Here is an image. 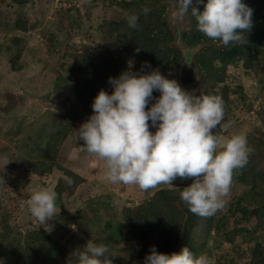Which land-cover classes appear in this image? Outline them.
<instances>
[{"label": "rangeland", "instance_id": "obj_1", "mask_svg": "<svg viewBox=\"0 0 264 264\" xmlns=\"http://www.w3.org/2000/svg\"><path fill=\"white\" fill-rule=\"evenodd\" d=\"M122 2L29 0L18 6L0 0V237L7 235L5 245L15 242L8 249L0 246V264H13L16 254L28 249L27 234L39 228L61 242L75 236L106 245L108 255L119 257L126 229L123 210L147 202L160 189L187 187L192 183L191 178H177L173 187L159 185L147 191L136 185L111 183L105 178L103 162L79 147L83 142L77 140L75 130L92 114L85 111L81 98L73 91L75 77L71 67H77L84 55L102 60L109 48L116 47L106 23H117L125 17L127 12ZM158 2L166 9L174 45L183 57L178 67L160 73L179 83L178 69L184 64L194 67L197 50L183 44L182 34L190 30V23L187 17L183 22L173 17L174 0ZM19 18L27 22L25 31L15 27ZM118 53L133 73L146 74L152 70L144 68L131 55ZM197 81L198 72L194 83L179 85L186 90L194 89ZM223 84L231 88V112L224 121H231L233 126L218 129L217 134L245 133L248 138L249 132L260 131L264 135L261 117L264 114V59L257 75L245 70L242 63L228 65ZM56 132H65L56 163L77 173L85 182L75 190L65 188L56 201L59 213L42 225L31 215L27 201L34 188L55 191L59 178L65 176L59 169L45 175L33 174L29 162L47 158L46 143ZM248 188L232 182L225 198L226 208L215 213L228 215V222L220 231L210 232L206 239L202 253L212 264H249L254 245H264V217H253V209L252 217L243 220L237 211L238 197L243 198L242 206H254L246 203ZM124 260L125 264H143L127 256Z\"/></svg>", "mask_w": 264, "mask_h": 264}, {"label": "clouds", "instance_id": "obj_2", "mask_svg": "<svg viewBox=\"0 0 264 264\" xmlns=\"http://www.w3.org/2000/svg\"><path fill=\"white\" fill-rule=\"evenodd\" d=\"M174 3L176 21L183 22L190 15L200 33L223 46L245 40L243 33L253 27V9L242 0H195V5L203 4V11L193 6V0ZM138 19L129 15L128 26L136 28ZM143 67L151 68L146 62ZM108 83L112 93L100 90L91 104L93 114L75 130L77 140L83 142L81 151L103 162L105 178L144 191L159 185L173 187L177 178H191L192 183L180 192L191 213L208 217L224 210L234 171L245 167L253 150L245 133L217 134L218 129L233 126L224 121L222 97L194 96L158 69L146 74L125 70L117 78L110 77ZM153 91L160 93L158 98L153 97ZM64 180L72 182L70 177ZM57 197L54 190L33 189L27 205L40 224H47L59 213ZM108 252L106 245L88 240L72 254L76 264H113ZM143 264L212 262L206 254L196 255L188 247L165 254L152 246Z\"/></svg>", "mask_w": 264, "mask_h": 264}, {"label": "trees", "instance_id": "obj_3", "mask_svg": "<svg viewBox=\"0 0 264 264\" xmlns=\"http://www.w3.org/2000/svg\"><path fill=\"white\" fill-rule=\"evenodd\" d=\"M8 1L18 6L29 2ZM158 1L123 0L121 5L127 12L125 17L117 23H106L111 38L116 41V47L109 48L108 55L102 60L84 55L77 62V67H71L72 75L75 77L73 91L81 98L85 111L89 114H93L91 104L100 90L112 93L113 87L108 83V79L117 78L122 71L128 70L118 51L131 55L143 64L146 62L152 69L159 71L174 69L182 63V54L174 45L175 39L168 28L166 9ZM242 2L253 9V27L250 32L243 33L245 40L223 46L200 33L196 20L190 15L187 16L190 30L182 34L183 44L189 49L197 50L193 57V65L198 72V83L194 89L185 90L194 96L210 94L222 97L225 118L231 112V88L223 84L226 80V67L242 63L245 70L253 71L257 75L259 65L264 59V0ZM193 6H197L195 0ZM197 7L203 11V4ZM144 9H148L147 14ZM133 14L139 17L136 28H130L127 22V17ZM15 27L25 31L26 20L16 19ZM221 84L223 86L216 91L217 86ZM152 95L158 98L160 93L153 91ZM154 102L155 100L150 101L149 106ZM261 117L264 124V114ZM149 130L155 132L154 128L150 127ZM64 137L65 132L52 134L46 143V150L49 152L47 158L43 161L29 162L33 174L45 175L59 169L65 177L71 178V184L67 183L64 177L59 178L55 185L59 197L63 195L65 188L75 190L85 182L77 173L56 163ZM247 142L253 151L245 167L235 170L233 175V182L249 187L245 193L246 203L254 205L253 208L242 206L243 198L238 197L236 207L243 220L252 217L250 212L253 209V217H264V135L260 131L249 132ZM183 188L185 187L160 189L147 202L123 210L126 221L123 247L119 257L111 255L113 264H125L124 256L143 262L152 246H155L157 252L165 254L179 252L182 247H188L196 255L203 252L210 232H218L225 227L228 215L200 217L191 213L180 198ZM59 203L60 201L57 204ZM3 236L0 237V246L8 249L7 246L15 242L5 245L4 240L8 238L7 235ZM27 236L30 242L28 249L19 251L13 264H76V258L72 253L86 243L75 236L67 242L54 240L50 233L42 228L30 231ZM249 264H264V245L260 243L254 245Z\"/></svg>", "mask_w": 264, "mask_h": 264}, {"label": "water", "instance_id": "obj_4", "mask_svg": "<svg viewBox=\"0 0 264 264\" xmlns=\"http://www.w3.org/2000/svg\"><path fill=\"white\" fill-rule=\"evenodd\" d=\"M197 70L189 65H182L177 71L179 83L183 86L194 83L196 81Z\"/></svg>", "mask_w": 264, "mask_h": 264}]
</instances>
